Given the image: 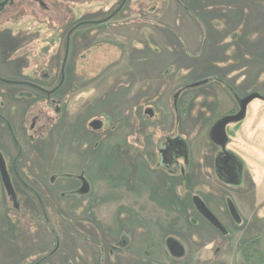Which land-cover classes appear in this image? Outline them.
<instances>
[{
  "label": "rangeland",
  "instance_id": "rangeland-1",
  "mask_svg": "<svg viewBox=\"0 0 264 264\" xmlns=\"http://www.w3.org/2000/svg\"><path fill=\"white\" fill-rule=\"evenodd\" d=\"M245 3L15 0L0 11V154L20 206L0 176V264H119L118 241L130 236L128 264H175L163 238L185 233L196 236L183 238L186 264H238L244 242L264 235V207L251 217L256 197L248 191V207L238 203L251 223L236 228L221 204L211 203L232 233L206 244L217 231L196 222L190 195L213 193L187 181L194 161L196 173H206L219 151L209 138L212 124L236 107L238 96H264L262 73L252 77L250 66L213 61L248 36L240 23L250 18ZM250 7L264 17V0ZM99 23L104 30H95ZM258 23L250 29L264 38ZM262 40L249 49H261ZM159 66L167 70L158 78L150 71ZM211 68L217 71L207 75ZM230 70L237 85L222 75ZM152 79L164 81L159 92L136 94ZM228 129V149L247 163L245 175L256 174L251 164L264 157V99L252 100L243 121ZM166 138L190 148L180 163L185 178L159 164ZM81 178L90 184L87 194Z\"/></svg>",
  "mask_w": 264,
  "mask_h": 264
},
{
  "label": "flooded vegetation",
  "instance_id": "flooded-vegetation-1",
  "mask_svg": "<svg viewBox=\"0 0 264 264\" xmlns=\"http://www.w3.org/2000/svg\"><path fill=\"white\" fill-rule=\"evenodd\" d=\"M14 2L15 0H11V2H9L3 10H5L7 7L11 5H14ZM232 81L237 85V82H235L234 80ZM211 91L216 92L214 88H212ZM254 93H258L260 95V97L258 98L264 99L263 94L258 91L251 92L242 97L238 96L240 97L239 98L240 100L239 101L234 100L236 108L228 111L225 116L227 117L238 113L240 110L241 101L248 95ZM146 112L151 116V118L154 117L152 115L153 112H151L150 110H146ZM35 118L33 119V123L31 124L32 127L35 126L36 123ZM222 119L216 120V122L212 124L210 131H208L209 138L211 139L210 141L219 147V151L217 152V155L214 158L210 159L209 162L205 164L208 166V170L206 171V173L200 175L196 173L194 169V163H195L194 161L192 165L193 168H192V173L190 174V179L187 181V184L192 189L203 186L208 190V193H213L208 197L207 196L204 197L200 195V193L190 195L191 207L193 209V215L195 216L196 222L199 223L203 229L209 228L210 230L217 231V232H213L214 236L212 237L214 238H210L212 240L208 239L206 241V244L213 243V241L216 240V237H220L219 234L221 236H224L232 233L229 230V226L224 221H222L220 217L216 214V211L211 206V203L219 202L221 204V208L225 209L229 213L231 224L233 227L235 226L236 228H241L240 226L242 225H249L251 223V217L254 215L256 216L258 214V211L263 209L264 207L259 202L256 196V190H255L256 184L254 183L253 177L251 176V174L245 175V168L247 166V163L243 161V159L240 158L238 154H236L234 151L228 149V143L230 142L231 139L230 138L231 132H229L228 129L229 123L226 125L225 131L222 132L221 127L218 125ZM243 119L238 122L239 123L242 122ZM157 155H159L158 156L159 160H161V162L159 163L161 166L168 168L169 171H175L176 173L179 174L181 173L182 177L185 178L184 175L185 171L180 163L183 159L190 157V148L187 146L186 143H184L183 140L179 138L176 139L166 138V140L162 142V145L159 148V154L157 153ZM11 180L16 197L13 198L11 194L9 195L14 203V206L16 208H19L20 206L18 201L17 188L12 178ZM85 182L88 183L86 179L81 178V185H80L81 190L84 187ZM199 183H202V185H200ZM247 185L248 187L246 189L245 187ZM203 187L202 189L205 190ZM89 190H90V184L88 183V191L81 193L87 194ZM248 191H250L256 197L255 205L252 202L250 204L251 208H253L254 205V208L252 209L254 211L250 212L251 217H247L242 214L238 203V200L243 201L244 205L248 207V205L245 204L246 203L245 200H247L246 198ZM205 207L214 214L217 221H215V219H213L210 215L207 214ZM38 209L46 212L47 208L45 205L41 204L39 205ZM261 236L262 235L260 236L257 235L252 237L250 240L244 242V244L239 248L240 259L238 261V264H264V251L262 248ZM195 237L196 236L194 235V233L191 236H188L185 233L183 238L185 240L189 238V240L194 241ZM183 238L180 236L178 237L176 235H170L165 239L163 238L165 243L164 254H168L171 260L175 264H186L187 262H189L190 259V255L189 253H187L186 244ZM128 239H129L128 241L125 240L118 241V242H122L124 246V249L120 253L126 251L125 250L126 247L130 249L131 246L134 244V239L131 238V236ZM165 261L166 260L164 259V261H160L159 263L167 264L165 263ZM176 262H180V263H176Z\"/></svg>",
  "mask_w": 264,
  "mask_h": 264
},
{
  "label": "crops",
  "instance_id": "crops-1",
  "mask_svg": "<svg viewBox=\"0 0 264 264\" xmlns=\"http://www.w3.org/2000/svg\"><path fill=\"white\" fill-rule=\"evenodd\" d=\"M253 1H256V0H246V3H245L248 6L246 8H248L247 13H248V17H250V18L249 19L247 18L246 20L244 19V20L240 21V23L241 22L245 23V25H246L245 30L247 31L248 36L246 35L243 42L239 43L238 46L232 45L233 49L235 50V52L233 54L226 55L225 57H220L219 59H216L214 57L213 61H216V62L218 61V64H222V62H224L225 60H228L229 64H226L227 66L232 67L233 65H237L239 67L240 65H242L245 67H239V69H245V70H247V67L249 69V66H250V69H255V71H256V72H254L252 77H254V76L259 77L261 73L264 75V46L262 45L261 49L258 48L255 50V52L251 48L249 49V47L251 44H253V42L260 45L261 44L260 42H262L263 41L262 39H264V38H260L261 35L256 32L257 28L250 29L252 27L250 22L251 21H258L259 22L258 26L259 27L261 26L264 29V17H262L261 14L258 16L257 8L250 7V5H252ZM104 26H107V25L99 23L94 28H95V30H98V29L104 30L105 29V28H103ZM252 36L254 37L253 39H251ZM108 41H110V40H108ZM110 43L115 44V45H120L119 43H117V44L113 43V41H110ZM107 47H109V46H107ZM124 48H126V47H124ZM113 52H115V50L111 46L110 53H113ZM97 60L101 61L102 58L97 56ZM226 69H228V67H226L225 69H222L221 73L223 70H226ZM166 70L167 69L164 68V66H159V67H155L154 69H151L150 72L152 74H159L158 75V78H159L162 71L165 73ZM152 71H155V73ZM215 71H217V70H213L211 68L207 72V75H209ZM233 72L234 71L230 70L229 73H223L222 75L225 76L226 74H228V78H230L231 80H234ZM246 74H248V72ZM206 79L207 78H205L202 82L205 83ZM163 84H164V81H162V84H161L160 82L154 81L153 79L149 83L144 81L143 83L140 84L142 87L141 86L139 87L140 90L137 89L136 94H138V92H139V95L143 94V95L152 96L156 92L160 91ZM176 85H178V84H176ZM155 87H157V88H155ZM153 88H155V89H153ZM146 108H147V110H150L151 112H153L152 115L155 116L154 109L151 106H146ZM235 108L236 107L231 108L230 110L235 109ZM251 165H255L256 174L253 172H251L253 174H251V173L250 174L253 177L254 183L256 184L255 185L256 195H257V198H259L258 199L259 202L262 205H264V196H263V194L260 195V192H263V190H264V157L263 156L260 157V159L258 160V163L255 162ZM251 165L248 164V166H251ZM259 195H260V197H258Z\"/></svg>",
  "mask_w": 264,
  "mask_h": 264
},
{
  "label": "water",
  "instance_id": "water-1",
  "mask_svg": "<svg viewBox=\"0 0 264 264\" xmlns=\"http://www.w3.org/2000/svg\"><path fill=\"white\" fill-rule=\"evenodd\" d=\"M9 2H11V0H2V1L0 0V11L3 10ZM258 97H260V95L258 93L248 95L247 97H245L241 101L240 110L238 113L231 115V116L224 117L218 124L221 127L222 132L225 131V127L228 123L238 122V121L242 120L246 116V112H247V108H248L249 103ZM96 125L97 124H95V126ZM0 176H1V179L3 182V186H4L5 190L7 191V193L11 194L13 196V198H15L16 194H15L14 187L12 184L11 176H10V173L8 171L6 162L3 159L1 154H0ZM87 191H88V183L85 182V185L82 188L81 192H87ZM205 210H206L208 215H210L213 219H215V221H217L214 214L209 209H207L205 207ZM261 239H262V248L264 251V235L261 236Z\"/></svg>",
  "mask_w": 264,
  "mask_h": 264
},
{
  "label": "trees",
  "instance_id": "trees-1",
  "mask_svg": "<svg viewBox=\"0 0 264 264\" xmlns=\"http://www.w3.org/2000/svg\"><path fill=\"white\" fill-rule=\"evenodd\" d=\"M53 250H54L53 247H51L49 254H51V253L54 254L55 253V250L54 251ZM125 250H128V248L126 247ZM34 256H35V258H39L36 255H34ZM129 256L130 255L127 252L126 253L125 252L120 253V255L118 256V262H119V264H128L129 263V258H130ZM44 261H47V259L46 260L39 259L38 260V263L44 264V263H42Z\"/></svg>",
  "mask_w": 264,
  "mask_h": 264
}]
</instances>
